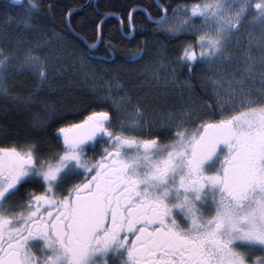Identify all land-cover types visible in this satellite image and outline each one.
Listing matches in <instances>:
<instances>
[{
	"label": "snow or ice",
	"instance_id": "1",
	"mask_svg": "<svg viewBox=\"0 0 264 264\" xmlns=\"http://www.w3.org/2000/svg\"><path fill=\"white\" fill-rule=\"evenodd\" d=\"M12 3L22 11L8 21L39 26L40 0ZM156 7L97 10L87 39L76 34L84 58L115 63L93 53L134 38L139 11L153 33L190 37L165 87L180 69L201 68L209 98L183 81L180 107L150 121L138 104L128 109L130 96L112 94L102 72L99 110L56 128V149L38 139L0 146V264H264V0ZM108 16L119 38L105 31ZM22 37L0 47V96L12 100L7 84L19 75L38 78L37 90L50 86L44 45Z\"/></svg>",
	"mask_w": 264,
	"mask_h": 264
},
{
	"label": "trees",
	"instance_id": "2",
	"mask_svg": "<svg viewBox=\"0 0 264 264\" xmlns=\"http://www.w3.org/2000/svg\"><path fill=\"white\" fill-rule=\"evenodd\" d=\"M85 1L40 0L43 11L38 17L39 26L22 29L17 27L14 21L7 20L9 15L18 17L22 9L16 10L15 7L21 8L20 5L13 4L11 0H0V44L2 47L5 44L8 48H14L21 33H23L22 38L30 44L34 39L44 42L50 77V86L45 85L39 90H37L38 78L31 74L19 75L8 81L9 91L19 99L12 100L0 96V146L22 145L26 141L38 139L42 147L50 146L56 149L58 144L54 136L55 129L67 123L79 122L83 118L80 113L87 115L92 108H97L95 103L97 94L89 88L99 84L97 80L102 72L105 80H109L114 87L117 83L122 86L123 91H119V96L131 97L127 107L131 109L133 105L138 104L151 121H158L164 113L171 111L172 107L175 108L178 100L175 94L180 93L178 95L181 97L187 96V90L180 86L183 81L187 80L191 83L192 91L196 96L209 98V91L200 86L203 80L201 68H197L192 73L186 68L180 69L176 74L177 88L155 86L150 74L158 75V65L168 63L169 69L164 73L167 77H172L171 69L175 67L173 61L179 45L190 37L184 35L170 37L153 33L151 24L145 23V18L139 11L135 16L138 32L134 33V38L122 40L116 49H108L104 44H100L98 50L93 53L97 58L111 57L115 63L105 64L100 59H85L87 45L76 34L79 33L87 39L94 26L92 21L100 19L95 14L97 10L123 15L133 6H142L149 8L154 15L157 12L155 4L153 5L154 0H95L96 6L90 5L72 12L68 21L73 31H69L64 23L65 15L70 9L83 5ZM166 1L159 0L162 4ZM23 2L26 3L27 0ZM48 5L52 6L51 12ZM105 19L111 21L105 26V31L111 29L112 35L119 38V34L115 31L116 19L113 16ZM142 26L148 31H140ZM145 41L147 43H144ZM87 42L93 43L90 39ZM46 45L52 47L53 51L48 50ZM21 47L18 50H21ZM138 49H143V59L133 56ZM146 62L149 65H146ZM57 69L60 71L57 72ZM159 70L162 72L161 69ZM54 111L55 116H53ZM34 114L41 122L49 118L51 120L48 123H41L38 127L34 126L30 124V116Z\"/></svg>",
	"mask_w": 264,
	"mask_h": 264
},
{
	"label": "rangeland",
	"instance_id": "3",
	"mask_svg": "<svg viewBox=\"0 0 264 264\" xmlns=\"http://www.w3.org/2000/svg\"><path fill=\"white\" fill-rule=\"evenodd\" d=\"M186 1H180L179 3H185ZM178 4V3H177ZM176 4V5H177ZM175 5V6H176ZM174 6V7H175ZM15 9L16 10H20L21 8H19V7H15ZM39 40H35L34 39V42H32L31 44H36V43H44V42H38ZM44 45V44H43ZM24 46L25 47H21V50H17L18 51V54L20 55V56H23L24 54H25V51H26V49L28 48V46H29V44H27V43H25L24 44ZM47 46V48H48V50H50V51H53V50H51L52 49V47H49L48 45H46ZM0 47H2V44H0ZM3 47L4 48H6V49H8V47H7V45H5V44H3ZM14 48H16V46H14ZM46 47L45 46H43V48L41 49V52H42V55L43 56H45L46 57V55H45V52H46V49H45ZM47 59V58H46ZM146 65H149V63H147L146 62ZM169 64L167 63H160L159 65H158V68L159 69H161L162 70V72L159 70V73H158V70H157V74L158 75H156V73H154V74H150L151 75V77H152V79H153V81L155 82V86H165V80L166 79H170L171 77H167V74H165L164 72H165V70H167V69H169V66H168ZM167 72V71H166ZM163 81V82H162ZM97 83H99L98 85L96 84V86H94V87H91V88H89L91 91L93 90V91H95L96 92V94H97V96L98 95H105L106 94V92H105V90H106V88H107V85L106 84H104V83H102L99 79L97 80ZM170 87L172 88H177L178 87V84L176 83L175 85H170ZM114 96H117V97H119V95L118 94H120L119 93V91H116L115 90V87H114V85H113V93H112ZM178 94H180V93H177V94H175V96H177L176 98L178 99V100H176V105H175V108H173L172 107V109L171 110H175L176 108H178V107H180V105H181V103H182V97L181 96H179ZM129 109V108H128ZM132 109V108H131ZM131 109H129V110H131ZM145 113V117H146V119H148V120H150V118H148L147 116H148V114L146 113V112H144ZM147 115V116H146ZM49 120H51V118H49L48 120H45V121H43V122H41V120H39L37 117H35V114L34 115H32V116H30V124H32V125H34V126H40V124L41 123H48V121ZM151 121V120H150Z\"/></svg>",
	"mask_w": 264,
	"mask_h": 264
},
{
	"label": "flooded vegetation",
	"instance_id": "4",
	"mask_svg": "<svg viewBox=\"0 0 264 264\" xmlns=\"http://www.w3.org/2000/svg\"><path fill=\"white\" fill-rule=\"evenodd\" d=\"M11 1H12V0H11ZM87 1H88V0H86V2H85L83 5H85V4L87 3ZM156 1H158L159 4H162L161 2H159V0H154V1H153V5H154V4H155V6L157 5V4H156ZM180 1H184V0H167V1L165 2L164 5L167 6L168 4H171L172 7H174V6H175L177 3H179ZM188 2H191V0L188 1ZM83 5H81L80 7H82ZM90 5H92L93 7L96 6V4H95V0H90V3H89L88 6H90ZM88 6H87V7H88ZM135 7H138V8H144V7H142V6H135ZM145 8H146V7H145ZM152 8H153V6H152ZM156 8H157V7H156ZM82 9H85V8H82ZM79 10H80V9H79ZM67 13H68V12H67ZM65 16H66V15H65ZM113 17H114V16H113ZM114 18H115V17H114ZM65 23H66V26H67V28H68V25H67L66 20H65ZM151 28L153 29V28H154V25L151 24ZM68 30L71 31L69 28H68ZM27 187H28V186H26V189H27ZM26 189H24V190L22 189L21 191L24 192Z\"/></svg>",
	"mask_w": 264,
	"mask_h": 264
},
{
	"label": "bare ground",
	"instance_id": "5",
	"mask_svg": "<svg viewBox=\"0 0 264 264\" xmlns=\"http://www.w3.org/2000/svg\"><path fill=\"white\" fill-rule=\"evenodd\" d=\"M86 2V1H85ZM89 3H90V0H88L87 1V3L85 4V5H83L82 7H77V8H72L71 10H77V9H82V8H86L88 5H89ZM130 7V6H129ZM68 13H69V11H68ZM68 13L66 14V16H65V20H66V22H68V17H69V15H68ZM44 18V17H43ZM105 18H107V17H105ZM65 23V22H64ZM67 25H68V23H67ZM55 27V26H54ZM68 28L71 30V31H73L72 30V28L70 27V25H68ZM73 33V32H72ZM171 37V36H170ZM78 38V37H77ZM82 42H84V41H82ZM88 43V42H87ZM85 44V43H84Z\"/></svg>",
	"mask_w": 264,
	"mask_h": 264
},
{
	"label": "water",
	"instance_id": "6",
	"mask_svg": "<svg viewBox=\"0 0 264 264\" xmlns=\"http://www.w3.org/2000/svg\"><path fill=\"white\" fill-rule=\"evenodd\" d=\"M156 4H159L158 1H156ZM69 25V24H68Z\"/></svg>",
	"mask_w": 264,
	"mask_h": 264
}]
</instances>
